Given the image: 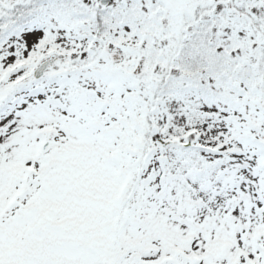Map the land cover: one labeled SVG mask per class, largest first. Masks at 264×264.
<instances>
[{
    "label": "snow or ice",
    "instance_id": "6c2138e0",
    "mask_svg": "<svg viewBox=\"0 0 264 264\" xmlns=\"http://www.w3.org/2000/svg\"><path fill=\"white\" fill-rule=\"evenodd\" d=\"M0 264H264V0H0Z\"/></svg>",
    "mask_w": 264,
    "mask_h": 264
}]
</instances>
